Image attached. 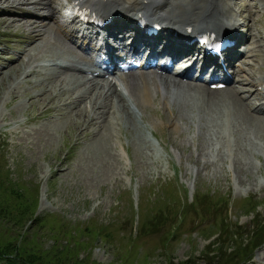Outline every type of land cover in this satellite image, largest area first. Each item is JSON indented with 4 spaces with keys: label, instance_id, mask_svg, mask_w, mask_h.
<instances>
[{
    "label": "rangeland",
    "instance_id": "374dc122",
    "mask_svg": "<svg viewBox=\"0 0 264 264\" xmlns=\"http://www.w3.org/2000/svg\"><path fill=\"white\" fill-rule=\"evenodd\" d=\"M20 1L0 0V178L9 189L8 196L0 191V203L10 207L17 197L12 188L29 216L0 220V239L72 264H263L264 244L253 243L264 237V119L254 111L242 119L225 101L199 108L201 96L170 85L137 107L131 93L140 92L142 78L135 76L124 107L113 100L133 113L130 124L109 97L101 104L107 111L111 101L108 117H93L105 135L98 143L92 122L76 124L79 95L52 78L59 71L49 59L63 58L55 54L69 45L83 49L76 38L42 27L48 5L62 16L46 24L65 22L66 0ZM207 1L181 0L175 7ZM236 9L242 14L235 31L245 32L254 19L251 36L259 39L255 53L264 69V0H238ZM31 22L46 29L44 38L30 35ZM248 39L240 47L247 49ZM34 41L38 47L28 52ZM238 80L232 77L234 90L252 89ZM240 95L252 107L264 101ZM85 96L80 106L90 111ZM44 127H51L49 139L35 134Z\"/></svg>",
    "mask_w": 264,
    "mask_h": 264
},
{
    "label": "bare ground",
    "instance_id": "6f19581e",
    "mask_svg": "<svg viewBox=\"0 0 264 264\" xmlns=\"http://www.w3.org/2000/svg\"><path fill=\"white\" fill-rule=\"evenodd\" d=\"M22 1H20V3H25V0ZM43 1L46 0H38L36 3L43 4ZM180 1L181 0H135L132 2V0H68V4H71L73 2L74 6L77 7L76 12L78 13V15H76V17H79V15L83 16V19H79L78 22L82 20V23H85V25L89 26L84 27L80 37V44L81 46H83V48H87L88 46L92 45L91 37L95 34L99 35L100 31L98 29H101L102 37L104 39L111 38L114 42L120 43V45H124L126 43L124 39L128 36V38L132 39V43L136 42L138 44H143L144 46H150L152 44H163L174 53H180L187 52V48L195 47V42H189V39L181 37L182 33H189L191 34L190 36H195L199 33L214 34L215 40L219 37V35L221 36V34H224L229 29L230 31H233V33L228 34L229 36H231L228 41L229 44L225 46V48L220 53V56H217L216 58L214 57V61L217 62V59H221L222 64H232L233 59L235 57H238V53H240L238 45L240 46L241 43H244L248 39V33H250V36L252 35L251 26L254 23V19H251L249 23L247 22L248 28L246 27V25H244V27H246V33L241 31H235L236 27H238V24H240V17L242 14L239 9H236L238 0H227V7H224L222 0H208L206 3L204 2L201 5H190L189 9L187 6H182L184 3L181 4L178 8H176L175 4ZM48 3L45 2L46 5H48ZM47 8L48 11L51 12L50 15L45 18V21H54L55 19H57V15L62 16V14H58L57 11L51 5H48ZM182 8H186L188 9V11L185 13L184 11L186 10H183ZM249 10L252 14V9L250 6ZM140 14H144L154 22H158V31L155 35H149L147 33V28H144L146 26L145 24L143 27L142 23L136 24L134 22V19L137 18ZM105 16L109 19L108 24L104 23ZM244 16V20L248 21L250 15H248L247 17L244 11ZM72 20L73 19H70V21ZM47 22H45L42 27H48L52 30L55 29L56 33L58 35H64L67 41L70 40L68 36L73 37L76 35V28L71 26L72 22L56 23L57 26L53 24L48 26V24H46ZM36 25V22L30 23V35L41 32V34H39V38H44L46 29L45 31L42 27L38 29V26ZM174 28L177 31L174 30ZM257 35L260 37L259 33H257ZM185 41L190 43V45L187 44ZM34 43L35 41L33 42V44ZM102 43L106 44L107 42L102 41L101 44ZM248 44L250 47L248 46L245 50V57L250 58V61H239L238 64L236 63L237 67H234L232 72L228 75L223 73L221 75V79L227 81L233 75L238 76V83L240 85H246V88L252 86V89L257 86L258 89H260L261 91L255 92L256 89L254 91H252V89H250V91L244 89L248 93V98L262 99V97H264V75H260V73H262V70L264 69L263 67H261V65L258 66V56L255 53L257 52V49L260 46L259 39L257 38L256 40H254L251 36L248 39ZM38 45V43H35L33 46L29 47L27 51L31 52V50H35ZM69 46L70 49H67L62 54H55L56 58L58 56H62L65 59L66 63L64 62L63 58H59L61 60L57 58L54 59V61H52V59H49V63L52 64V66L54 67L53 69H56L57 67L60 68L62 67L60 65H63L65 63L62 69L60 68L61 70H58L57 68V71H59V73L57 75H53L52 78L56 80L55 82L60 83V86L66 87L68 85H71L73 87L72 90L74 91V94L79 95L77 98H74L75 101H77V103L75 102L77 104V106H75V109L79 107V109L77 110L78 112H76V114L80 115V117L82 116V119L76 123L78 126L81 125L83 122H86V125H89V122H92L93 125L96 126L93 119L94 116L99 115L103 119H106L105 116L110 113L109 108L111 107V101L109 103V108L107 107V111L103 109L104 106L102 105H105V103L109 101V97L110 99L112 98V109H121V112L124 114L127 121H129L128 123L130 124V119H132L131 117L133 113L128 108H122L118 106L119 102H122V105L124 107L125 99L123 100V98H125L126 96L129 97L130 95V89L128 88V85L133 84V81L129 80H132V78L135 76H139L142 78V84L138 89L140 92L136 94L135 90H132L133 92L131 93L133 95V101L137 103V107L140 106L141 102L142 105L151 104L152 99H154L156 94L160 92V87H168L170 85L175 86L177 89L181 90L190 89L191 91H194L197 95L201 96V99L203 100V105L200 104L199 106H197L199 108H203L204 103L205 106H210L214 103H223V101H225L227 105H229V107L231 108L230 110L232 111V113L238 114V116L242 119L246 118L245 114L243 113L247 111L248 114H252V112L254 111L255 114H252L253 116L264 119V103H261L258 106L252 108L248 105V103L245 102V99L242 98L240 95V93L244 91L243 89L242 91L239 90L238 92L236 91L237 89L234 90V88H232L230 85L224 87L223 89H211L209 86H201L197 84V82H193L192 80H184L179 75L177 78L171 77L170 75L157 78L159 76L156 77L155 75H150L147 73L145 74L141 71H139L137 74H134V72L129 73L128 76L122 73L116 76V80L113 81L112 79H106V72L99 74L95 73V70L93 69L96 66L95 57L88 56V53L86 51L78 50L73 45ZM103 49L106 48H102L101 51H103ZM57 60L61 63H56ZM51 61L54 63H52ZM195 63H198L197 59L194 61L191 60V65H195ZM221 68L222 66L218 62L217 65L215 64L211 74H214V70L219 72ZM203 69L204 67L201 66L200 75L202 74ZM20 70L21 69L16 70L15 73L18 74ZM80 72H82V75L79 74ZM84 72H88L90 76ZM25 73L26 71L24 70V73L21 74ZM61 73H65V77H61ZM145 78H148L149 81L147 82ZM53 79L47 80L51 81ZM149 82L153 84L152 91L154 92H151V85ZM104 88H106V92L101 91ZM81 89H83V93L81 92ZM61 90H63V88ZM219 92H223V94L221 95ZM52 96L53 95L48 96L47 99H50ZM70 96L71 95L69 94V97ZM84 96L87 97V100H84L88 102L91 108L90 111H87L86 106H80V104L83 102ZM163 99L164 106L166 107L168 105V100L165 96L163 97ZM66 100H68V98L65 99V102ZM113 100L117 101L118 106H115L113 104L115 102H113ZM136 114H139V110L136 111ZM258 121H260V119ZM50 128L51 127L40 128L36 130L35 134L37 137H47V139H49V137L52 135V130H50ZM100 129H102L101 126H96L94 130L95 135L97 134L96 139L98 143L99 141L104 140L105 138L104 134L100 135V133L102 132V130L98 131ZM142 144L143 143H141L140 145ZM263 254L264 251L262 255ZM262 262L264 264V261ZM252 264L254 263L252 262Z\"/></svg>",
    "mask_w": 264,
    "mask_h": 264
},
{
    "label": "trees",
    "instance_id": "16d2710c",
    "mask_svg": "<svg viewBox=\"0 0 264 264\" xmlns=\"http://www.w3.org/2000/svg\"><path fill=\"white\" fill-rule=\"evenodd\" d=\"M4 188V190H3ZM8 188L3 187V180L0 178V191L4 194L8 193ZM9 194H12L16 198H12L14 202H12L10 207H4L2 203H0V220L2 222L9 223L10 221L14 220L13 223H17L23 220L25 217H28L29 214L27 213V205L26 207H21L18 200L20 199L21 194L18 193V191H14V189L11 188V192ZM20 195V196H19ZM8 196V194H7ZM18 203H15V202ZM191 208V205H190ZM37 219H31L30 221L34 222ZM259 238V241L257 242ZM255 240L254 246L256 248L264 242V237L260 235ZM10 239V238H9ZM57 250V248L55 249ZM241 261V259L238 261V263ZM0 264H72L70 260H59L57 257L51 258V255H47V253L40 252L36 250V247L28 245V247H25L23 243H16V239L11 240H1L0 239ZM74 264H78V262H74ZM81 264V263H80ZM95 264V263H91Z\"/></svg>",
    "mask_w": 264,
    "mask_h": 264
}]
</instances>
